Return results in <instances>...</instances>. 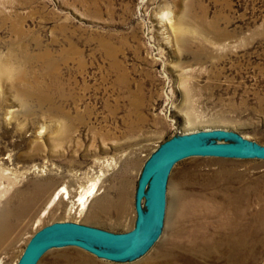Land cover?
Segmentation results:
<instances>
[{
    "label": "rangeland",
    "instance_id": "1",
    "mask_svg": "<svg viewBox=\"0 0 264 264\" xmlns=\"http://www.w3.org/2000/svg\"><path fill=\"white\" fill-rule=\"evenodd\" d=\"M215 127L264 144V0H0V214L23 218L0 225V264L54 221L131 230L151 153ZM260 210L264 159L189 157L147 254L67 246L39 264H264Z\"/></svg>",
    "mask_w": 264,
    "mask_h": 264
},
{
    "label": "water",
    "instance_id": "2",
    "mask_svg": "<svg viewBox=\"0 0 264 264\" xmlns=\"http://www.w3.org/2000/svg\"><path fill=\"white\" fill-rule=\"evenodd\" d=\"M194 156L264 159V144L230 128L178 131L145 161L136 187V220L129 231L115 232L75 221H54L36 231L16 264H39L53 248L75 246L99 258L130 262L148 253L164 231L168 184L176 164Z\"/></svg>",
    "mask_w": 264,
    "mask_h": 264
},
{
    "label": "bare ground",
    "instance_id": "3",
    "mask_svg": "<svg viewBox=\"0 0 264 264\" xmlns=\"http://www.w3.org/2000/svg\"><path fill=\"white\" fill-rule=\"evenodd\" d=\"M67 187V186H66ZM65 186H63V188L61 189V191H59L58 193H57V195L54 197V198H52V200H51V202H50V204H49V206L45 209V211H44V213H46V211H47V209H49V207L50 206H52V204L57 200V199H60L61 198V194H64V193H67L69 190L66 188ZM94 188H96V187H94ZM92 192L93 191H90V193L87 191V192H85V193H82L81 195H80V197H79V200H78V202L75 200V202L73 203L74 204V207L76 208V207H79L80 208V206H82L81 207V210L83 209V208H85V206H86V203H87V201H88V198H87V196H89V195H93L92 194ZM94 196V195H93ZM68 198L70 197V196H67ZM202 204V203H201ZM207 205V204H206ZM205 204H202L201 205V208L202 207H205L206 206ZM198 210V209H197ZM262 214H263V210H260L259 211V213H258V216H257V220H256V222H258L259 223V225L258 226H256V228H258V230H255L256 232H257V234H259L261 231H263L264 232V220L262 219ZM1 216H3L2 218H1V226H3L4 228H5V230L6 231H8L9 229H11V228H15V229H17V227H19V225L21 224V220L23 221V218H22V216H21V213L20 212H18V214H17V216L16 215H14V216H16L17 217V221H14L13 223H11V215L10 214H7V215H5V210L4 211H2V213L0 214V217ZM257 224V223H256ZM260 230V231H259ZM5 231V232H6ZM258 231H259V233H258ZM5 232H0V235H3ZM251 235L252 236H254V232H252L251 234H249V232H247V233H243L242 232V234L239 236L241 239H243V238H245V237H251ZM256 239V241H260V239H257V238H255ZM261 240H262V238H261ZM243 242H245L246 243V241L243 239ZM244 245V244H243ZM153 264V263H152Z\"/></svg>",
    "mask_w": 264,
    "mask_h": 264
}]
</instances>
